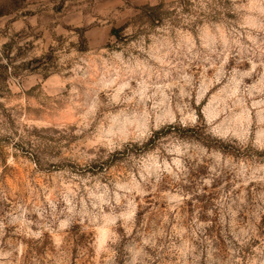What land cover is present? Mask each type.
I'll return each mask as SVG.
<instances>
[{"label": "rangeland", "instance_id": "1", "mask_svg": "<svg viewBox=\"0 0 264 264\" xmlns=\"http://www.w3.org/2000/svg\"><path fill=\"white\" fill-rule=\"evenodd\" d=\"M0 9V264H264V0Z\"/></svg>", "mask_w": 264, "mask_h": 264}, {"label": "trees", "instance_id": "2", "mask_svg": "<svg viewBox=\"0 0 264 264\" xmlns=\"http://www.w3.org/2000/svg\"><path fill=\"white\" fill-rule=\"evenodd\" d=\"M151 12H156L158 11V7L157 8H150L149 9ZM7 15V13H5L4 11H2L0 9V18H2L3 16ZM125 29L124 28H114L112 30V36L116 37L118 40H122V36H121V33L124 31Z\"/></svg>", "mask_w": 264, "mask_h": 264}]
</instances>
